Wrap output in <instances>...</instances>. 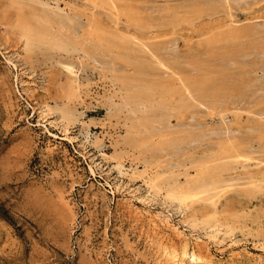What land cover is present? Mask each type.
Listing matches in <instances>:
<instances>
[{"label": "rangeland", "instance_id": "374dc122", "mask_svg": "<svg viewBox=\"0 0 264 264\" xmlns=\"http://www.w3.org/2000/svg\"><path fill=\"white\" fill-rule=\"evenodd\" d=\"M115 1L155 27L115 20L100 4L96 25L135 35L157 56L172 51L175 78L128 68L114 48L105 69L26 51L15 24L27 10L0 0V264H264V0ZM127 81L149 113L121 109ZM167 115L169 131L148 149L143 136L130 143V129ZM202 178L217 187L171 195ZM184 245L205 261L182 258Z\"/></svg>", "mask_w": 264, "mask_h": 264}, {"label": "bare ground", "instance_id": "6f19581e", "mask_svg": "<svg viewBox=\"0 0 264 264\" xmlns=\"http://www.w3.org/2000/svg\"><path fill=\"white\" fill-rule=\"evenodd\" d=\"M8 1L11 4L19 7L20 10H27V13L20 12L18 14L17 22L15 24V28L19 33V37L23 40L24 49L26 51L40 49L43 51H51L58 54L60 53L65 55V57H72L73 59L76 57V64L89 62V64L92 63L94 66L105 69V67H107L109 63H113L110 49L114 48L119 51V55L115 56L121 59L128 66V68L129 65L132 64L149 65L153 68L163 69V75H169L168 77L175 78V74L173 72L172 75L171 73H168L166 71L169 70L168 68H172V65L177 61V58L174 56V53H172V51L168 52V50H166L167 52L165 51V57L157 56L150 45L144 43L135 35L125 34L117 29L106 31L105 29L97 26L95 23L93 9L94 7H96V5L100 4L109 7L110 13L114 15L115 20L124 17L125 24H133L141 29L154 28L155 24L151 22L149 18L150 15L148 16L140 8L133 7L127 4H122L121 6H119L115 0H89L91 8L87 11H85L84 8H78L77 5H69L65 6L66 8H62V6H60L59 0ZM117 24H119V22L116 21V25ZM59 64L61 65L60 67L63 68V70L65 69L66 72L74 75L72 76V79L76 77L73 66L69 65L71 64V62L69 64L60 62ZM135 68H137V66ZM179 77L180 76H177V78ZM178 81L181 82L180 84H182L183 86L182 90L184 91V93L190 98H193L194 96L191 87L184 83L182 81V78L178 79ZM138 91L141 92L140 89H136L132 81L122 83V86L119 88V95L117 94L121 100V109H126L130 111V113H149L150 110L148 109L150 107H153L152 103L149 101H140L138 99ZM165 109L169 111L172 110V108L169 107H166ZM147 120L148 119H146V121ZM168 120V115L162 117V119H157L154 121L153 126L149 125L151 129L146 128L143 132H141L140 130L135 131L130 129L127 134L130 143L133 144L138 142L143 136V140L141 139L142 141L140 142V146L148 149L150 146L149 142L153 140L154 137L160 138L163 136V134H165L164 131H166V133L169 131L168 129H170V126L168 124ZM155 181H157V177L152 179V182L149 183H152V185H154ZM216 187L217 186L215 181L202 178L192 185H186L185 187L177 186L176 191H173L171 195L176 197L180 202L184 199L202 195L208 190L215 189ZM185 188L188 189L187 192L183 190ZM157 215L159 216V214ZM160 219H162L160 220L161 223L168 224V222H170L169 219L171 218L170 215L166 214L163 216V218L160 217ZM171 231L179 237H182L184 233L182 230L180 231L176 226H171ZM209 238H212V236H210ZM181 255L182 258L188 257L191 262L200 263L205 261L204 257L197 251L188 253L185 245L181 248Z\"/></svg>", "mask_w": 264, "mask_h": 264}]
</instances>
